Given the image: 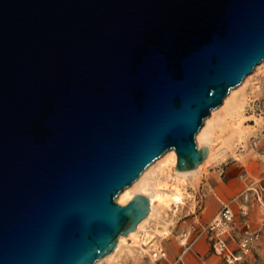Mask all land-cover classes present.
<instances>
[{
	"label": "water",
	"instance_id": "95a60500",
	"mask_svg": "<svg viewBox=\"0 0 264 264\" xmlns=\"http://www.w3.org/2000/svg\"><path fill=\"white\" fill-rule=\"evenodd\" d=\"M264 59V0H0V264H95L151 209L118 193Z\"/></svg>",
	"mask_w": 264,
	"mask_h": 264
},
{
	"label": "rangeland",
	"instance_id": "374dc122",
	"mask_svg": "<svg viewBox=\"0 0 264 264\" xmlns=\"http://www.w3.org/2000/svg\"><path fill=\"white\" fill-rule=\"evenodd\" d=\"M250 73L252 75L249 79L235 86L236 92L244 99L242 115L233 117L226 114L224 106L218 109L223 114V118L216 125L209 143L214 149L225 146L222 154L202 165L200 175L195 183L191 182L193 185L188 183V193L183 202L180 200L179 203H172L173 207L163 208L160 215L152 217L147 224L148 227H151L158 222V219L159 223L163 224L162 221L168 218L170 232L173 228L174 230L181 228L180 234L183 226L179 224H190L189 220H185L186 218L197 215L193 224L203 227L225 204L231 205L235 212L236 222L231 230L232 237L229 242L234 248V252L242 254V256L230 262L223 255L216 252L214 254V250L210 246L212 249H209L208 256H210L212 264H264V187L249 182L248 176L251 173L246 175L249 165L247 159L244 158V155L249 152L256 155L255 149L264 145V62L255 66ZM258 118L262 125L255 128L252 125L257 122ZM240 128H248L249 131L241 136ZM170 166V168L169 166L163 168L159 166L152 171L149 176L151 184L154 185L157 180H162L164 186L171 184L174 181L175 165L171 164ZM167 167L168 170H166ZM116 200L120 203L126 202L120 201L118 196H116ZM212 201H217L219 204L215 212L210 211ZM205 205L207 208L203 211ZM191 225L190 229H192ZM142 231L144 232V229ZM172 234L171 232L168 236ZM247 235L251 237L250 249L243 252L241 241ZM132 238L130 237V239ZM122 249L114 259L106 257L101 259L98 264H112L114 260L120 261L122 264L130 263L128 247L125 246Z\"/></svg>",
	"mask_w": 264,
	"mask_h": 264
},
{
	"label": "bare ground",
	"instance_id": "6f19581e",
	"mask_svg": "<svg viewBox=\"0 0 264 264\" xmlns=\"http://www.w3.org/2000/svg\"><path fill=\"white\" fill-rule=\"evenodd\" d=\"M263 62L264 59L261 62H259L256 66H259ZM251 75H252L251 73H248L244 77L243 81L249 79ZM243 103H244L243 97L236 92V88L234 86L230 89L229 93L224 97L222 104H220V106L218 107L212 108L211 113L204 119L203 125L200 127V129L197 132V140L199 146L208 145L209 151L205 159L201 161L197 167L192 169L180 170L177 169L176 166H174L175 175H174V181L171 184L169 185L167 184L166 186H164L162 180H157L155 181V184L152 185L153 183L151 184L149 180V176L152 171H154L159 166L162 168L164 166H169L170 168L171 164L176 165L177 151L175 150L174 147H171L165 150L159 157L154 159L151 163H149L133 183L127 185L118 193L117 196L120 201H127L136 192L139 191L145 192L150 197L151 209L149 214L138 223L135 229L129 231L127 234H123V233L120 234L115 248L105 256L98 259L95 264H98L101 259L106 257L114 259L117 253L120 252V250H123L122 248L125 246L128 247L130 251L129 253L130 255L136 256L137 254H139L141 250L149 249L150 245L154 243L156 245V243H158L160 239L167 237V235L170 234L169 220L167 216H165L167 219L162 221L163 224L159 223L160 220L158 218H157L158 222L157 223L155 222L156 223L155 225L148 227L147 224L148 222H150V219L158 215L163 208L173 207L172 203L174 202L179 203L180 200H182L183 202L185 196L188 193V188H187L188 183L189 182L195 183L197 177L200 175L199 173L201 171L202 165L206 161H209L212 158L222 154V151L225 146H219L217 149H214L211 143H209V141L212 139V133L215 131L216 125L219 124L220 123L219 120L223 118V114H221V112H219L218 109L224 106L226 114H230L231 116L236 117L237 115H242L241 113H242ZM260 125H262V122L258 118L257 122L252 126L258 128ZM250 130L252 129L250 128ZM248 131H249L248 128L247 129L240 128L239 134L242 136L243 134L245 135V133H247ZM166 170H168V167ZM169 178H171V176H169ZM143 229L144 232L142 231ZM130 237L133 238L130 239ZM112 264H121V262L114 260Z\"/></svg>",
	"mask_w": 264,
	"mask_h": 264
},
{
	"label": "crops",
	"instance_id": "0c3cea01",
	"mask_svg": "<svg viewBox=\"0 0 264 264\" xmlns=\"http://www.w3.org/2000/svg\"><path fill=\"white\" fill-rule=\"evenodd\" d=\"M255 150L257 152L256 155H253L251 152L244 155V158L247 159L246 161H248L249 165L246 175L251 173V175L248 176L249 182H252L254 185L264 187V145L261 148ZM218 205L219 204L217 203V201H212L210 211L215 212L218 208ZM206 208L207 206L205 205L203 211H205ZM196 217L197 215L185 219L186 221L189 220V225L187 223L179 224L183 226V230L180 234L179 231L181 228L178 230H174L173 228L171 229V232L173 233L171 236L167 235V237L160 239L158 243H156V245L154 243L152 244L153 246H149V249L141 250L139 254L136 255L137 257L129 255L131 262L128 264H212L210 256H208L209 249L211 248V242L208 239V235L205 231L199 236H197L195 232L191 234L190 248L184 249V245L182 244L183 240H185L184 237H181L182 233L184 231L190 232L192 230L190 229V225L193 224V221L196 219ZM192 226L193 225H191V227ZM175 232H177L178 234ZM158 246L165 248L167 254L164 257L156 259L151 255V250ZM213 253L215 254V252Z\"/></svg>",
	"mask_w": 264,
	"mask_h": 264
},
{
	"label": "built area",
	"instance_id": "2783aa9c",
	"mask_svg": "<svg viewBox=\"0 0 264 264\" xmlns=\"http://www.w3.org/2000/svg\"><path fill=\"white\" fill-rule=\"evenodd\" d=\"M235 212L231 205L225 204L203 227L198 224H193L190 232L184 231L182 237L185 238L182 244L184 249L190 248V237L193 232L197 236L206 231L208 238L211 242V246L214 252L223 255L227 260L233 262L235 259L240 258L242 254H236L234 248L230 244V237H232L231 230L234 227ZM250 236L243 237L241 241V247L243 252H247L250 249ZM167 251L165 248L158 246L151 250V255L156 259L166 256Z\"/></svg>",
	"mask_w": 264,
	"mask_h": 264
}]
</instances>
